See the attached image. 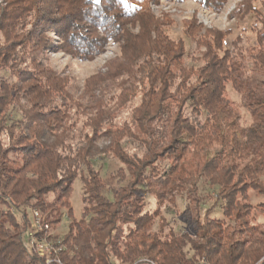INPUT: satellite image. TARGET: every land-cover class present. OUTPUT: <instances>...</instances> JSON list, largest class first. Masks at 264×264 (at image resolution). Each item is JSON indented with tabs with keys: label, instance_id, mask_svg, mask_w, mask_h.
Returning <instances> with one entry per match:
<instances>
[{
	"label": "trees",
	"instance_id": "obj_1",
	"mask_svg": "<svg viewBox=\"0 0 264 264\" xmlns=\"http://www.w3.org/2000/svg\"><path fill=\"white\" fill-rule=\"evenodd\" d=\"M161 1L183 0H8L0 7V71L10 75L0 78V264H44L23 244L31 209L53 227L67 218L60 264H195L194 256L255 264L264 255V228L250 225L247 202L250 189L264 198V0L261 10L245 0L234 12L253 16L252 41L237 37L225 48L227 31L191 21L182 29L190 49L166 33L169 16L148 9ZM194 1L220 11L226 0ZM50 33L57 41L47 42ZM109 43L119 56L87 78L82 106L66 80L42 65L46 51L91 60ZM136 97L130 123L117 125V107ZM73 107L87 129L78 137ZM165 151L172 162L161 169L156 158ZM103 156L120 163L111 178L123 185L109 187V196L94 168ZM76 180L78 219L68 201ZM200 180L210 190L202 196ZM147 192L153 210L144 209ZM177 194L190 201L183 217L191 233L155 230L157 207ZM208 198L213 216L191 218ZM256 207L264 212V199Z\"/></svg>",
	"mask_w": 264,
	"mask_h": 264
},
{
	"label": "rangeland",
	"instance_id": "obj_2",
	"mask_svg": "<svg viewBox=\"0 0 264 264\" xmlns=\"http://www.w3.org/2000/svg\"><path fill=\"white\" fill-rule=\"evenodd\" d=\"M8 0H0V7H4L6 2ZM245 0H226L223 7L220 9V11H213L211 9H207L203 7L201 4L194 0H183L180 2L176 1H161L158 3H150L148 5V9L155 17H161L166 14L173 20V24L166 27V33L169 35V37L173 39L177 38H183L186 44V47L188 49L193 47V44L184 37L183 35V25L187 24L188 22H195L197 25H199L202 30H217V31H227L228 34L226 36V40L224 42V47L229 48L230 42L233 39H236L237 37L240 38V40H249L252 41L254 38V34L252 32V27L254 24V18L253 16H245L242 19H239L235 16L234 12L236 10V7L242 3ZM252 6H255L256 8L260 9L259 0H254L252 2ZM256 25V24H255ZM135 29L134 31H136ZM48 36V43L52 41H57V37L50 33ZM4 42V36L2 32H0V43ZM203 50V48H201ZM120 50L119 46L116 43H109L105 50L100 53L99 55L95 56L91 60H82L77 57H73L70 55H67L63 52H49L46 51L45 55H43V61L42 65L45 66L48 70L51 72L57 74L60 77H63L66 80L68 93L72 95L76 101H81L79 104L82 106L85 104V96L82 97L83 93V87L84 83L91 75L96 74L97 72H104L106 70V65L109 61L115 59L117 56H119ZM249 76L260 80L262 77L259 73L250 72ZM10 75H8V72L0 71V78L9 79ZM12 78V77H11ZM10 78V79H11ZM15 79V78H12ZM13 81V80H12ZM229 93L231 94V97L238 101V95L233 92L232 88L228 87ZM139 99L138 97L134 98L129 104L125 106H119L117 107V111H115L114 114V120L117 125L123 124L125 122L130 123L132 110L138 103ZM79 107V106H78ZM75 108L73 107L71 109L72 113V121L75 122L76 127L73 130V134H75L77 137L87 131L86 128H82V123L84 116L80 114H74ZM244 115V123H249L250 118L249 116H246V111L242 110ZM86 127V126H85ZM8 139L4 138V143H8ZM105 142L101 140L99 145H103ZM171 151V150H170ZM170 152H163L162 154H159L156 158V165L160 166L161 169H164L166 165L170 164L172 162V159L169 158ZM11 158L15 157V155H10ZM193 158L195 161L199 159V156L197 155L195 157L192 156V153L188 155V158ZM198 157V159H197ZM201 161V160H200ZM120 167V163L114 159L111 156H103V158H96L94 160V168L99 172L100 177L105 181L106 184V195L109 196V187H117L122 182H118L117 178L112 179L111 176L114 175L117 171V169ZM80 192H81V183L80 181L76 180L73 185V191L72 194L68 197L69 204L72 206L73 214L76 219L79 218L80 214ZM210 190L207 187V185L200 180L199 182V194L205 195L206 193H209ZM56 192L49 194L47 196V201H52L54 197L56 196ZM248 203H250L252 206L249 211L248 220L250 225L257 226L258 229L264 228V212L257 208V204L260 203L264 198L262 195L258 194L257 191L248 190ZM156 199L151 194V192L146 193V197L144 199V209L146 210H153L155 206ZM212 199H207L201 206L199 207L198 214L196 215V212L191 215V218L198 219L201 221L203 219V215L207 217L213 216V214H210V211H206L205 209L211 204ZM190 201H187L185 199L184 194H177L175 197L172 198L169 202H164L161 204V206H158V213L159 215L154 219L153 227L154 229H158L159 225L164 226V234H167L168 232H172L177 236H180L182 233H191L189 230V224H187V219L183 217V215L187 216L186 208L190 206ZM31 211V210H29ZM63 211V210H62ZM204 213V214H203ZM206 213V214H205ZM43 214V213H42ZM45 216V214H43ZM161 217V218H160ZM29 219V218H28ZM67 218L62 217L61 222L57 224V226L53 227L51 225V233L52 235H56L57 238L60 239V237L65 233L66 231V224H67ZM203 221V220H202ZM29 225V220L27 222V227ZM26 227V228H27ZM25 228V229H26ZM193 237V235H192ZM239 238V235L234 236V240ZM186 250L189 249V246L187 245L185 247ZM262 249V247H260ZM188 255H194L195 253L193 251H188ZM195 264H209L203 259L194 256ZM264 259V255H262L258 261L255 262V264H259ZM113 264H118V261H115L114 258H112Z\"/></svg>",
	"mask_w": 264,
	"mask_h": 264
},
{
	"label": "built area",
	"instance_id": "obj_3",
	"mask_svg": "<svg viewBox=\"0 0 264 264\" xmlns=\"http://www.w3.org/2000/svg\"><path fill=\"white\" fill-rule=\"evenodd\" d=\"M51 230V224L45 216L38 209H31L29 225L23 233V244L30 252L43 258L44 264H60L57 255L65 248Z\"/></svg>",
	"mask_w": 264,
	"mask_h": 264
},
{
	"label": "snow or ice",
	"instance_id": "obj_4",
	"mask_svg": "<svg viewBox=\"0 0 264 264\" xmlns=\"http://www.w3.org/2000/svg\"><path fill=\"white\" fill-rule=\"evenodd\" d=\"M97 2H99V0H97Z\"/></svg>",
	"mask_w": 264,
	"mask_h": 264
}]
</instances>
